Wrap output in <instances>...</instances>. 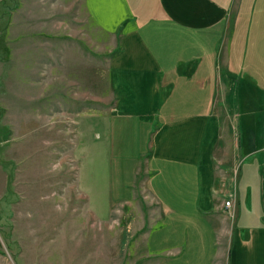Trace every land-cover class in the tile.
Listing matches in <instances>:
<instances>
[{
	"label": "crops",
	"instance_id": "0c3cea01",
	"mask_svg": "<svg viewBox=\"0 0 264 264\" xmlns=\"http://www.w3.org/2000/svg\"><path fill=\"white\" fill-rule=\"evenodd\" d=\"M83 5L92 27L110 39L111 99L105 112L94 105L71 116L83 147L99 159L102 134L122 143L124 132L138 129L145 162L137 161L131 188L143 174L152 194L148 209L147 193L109 191L105 178L111 211L131 217L157 264H214L225 256L228 264H264V0ZM24 95L20 102L31 109L33 98ZM126 144L138 146L129 136ZM90 197L101 193L90 190ZM224 242L227 254L218 248Z\"/></svg>",
	"mask_w": 264,
	"mask_h": 264
},
{
	"label": "rangeland",
	"instance_id": "374dc122",
	"mask_svg": "<svg viewBox=\"0 0 264 264\" xmlns=\"http://www.w3.org/2000/svg\"><path fill=\"white\" fill-rule=\"evenodd\" d=\"M110 46L92 27L83 0H0V264H157L131 217L114 214L104 198L107 178L109 191L147 193L142 202L151 209L143 174L131 188L137 161L145 162L139 130L124 132L122 143L102 134L99 159L83 147L71 116L109 107ZM22 92L38 103L24 109ZM128 136L137 148L124 145ZM260 176L264 181L263 167ZM93 189L101 198H89ZM219 247L227 254V243ZM214 264H228L226 256Z\"/></svg>",
	"mask_w": 264,
	"mask_h": 264
},
{
	"label": "built area",
	"instance_id": "2783aa9c",
	"mask_svg": "<svg viewBox=\"0 0 264 264\" xmlns=\"http://www.w3.org/2000/svg\"><path fill=\"white\" fill-rule=\"evenodd\" d=\"M231 204H232V200H226V201L224 202V206H225V208L228 209V210L231 208Z\"/></svg>",
	"mask_w": 264,
	"mask_h": 264
}]
</instances>
